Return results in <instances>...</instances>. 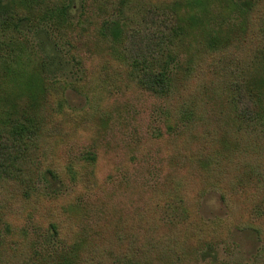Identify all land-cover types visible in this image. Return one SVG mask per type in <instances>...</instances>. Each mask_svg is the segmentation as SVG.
Instances as JSON below:
<instances>
[{
    "label": "trees",
    "instance_id": "16d2710c",
    "mask_svg": "<svg viewBox=\"0 0 264 264\" xmlns=\"http://www.w3.org/2000/svg\"><path fill=\"white\" fill-rule=\"evenodd\" d=\"M81 1L73 23L74 0H0V264H239L220 258L233 229L259 241L244 264H264V0ZM61 58L100 59L119 111L146 96L166 127L101 146L134 154L105 184L87 150L82 197L56 188ZM88 113L109 132V107ZM213 189L233 229L197 215Z\"/></svg>",
    "mask_w": 264,
    "mask_h": 264
},
{
    "label": "rangeland",
    "instance_id": "374dc122",
    "mask_svg": "<svg viewBox=\"0 0 264 264\" xmlns=\"http://www.w3.org/2000/svg\"><path fill=\"white\" fill-rule=\"evenodd\" d=\"M81 2V0H74L70 9L69 20L73 23L78 20L81 13ZM68 33L69 36L67 37L73 35L72 30H68ZM46 45L48 52L56 56L51 45ZM61 60L65 63L64 74L58 76L60 79L58 82L52 80L49 85L51 101L55 112H57L55 119L59 120L64 129V132L58 135L52 152L55 164L60 169L62 168V177L65 178L63 182L58 183L56 188L68 190L72 195L82 197L86 194V190L75 185L74 177L87 150H97L100 157L102 155L103 158L99 162L97 172L101 183L105 184L108 180L107 175L113 174L114 178L117 176V167L120 166V161L134 158V154L127 148L117 155L116 150L101 146H104L108 141L115 146V141L118 138L124 143H128V141L130 143L136 138V126H142L147 132L159 131L160 129L165 132L166 127L162 122L163 111L159 106L161 104L159 102L153 103V100L146 96H142V99H136L134 95L132 97L127 95L124 101L129 111L124 109L119 111L115 101L117 92L109 87L103 88L101 86L98 76L101 66L99 64L100 59H85L80 66L72 65L67 61V58H61ZM55 66L62 67L57 63ZM93 105L110 108L112 118L107 126L109 132H99L92 123L88 111L93 108ZM133 117H137V120H134ZM162 143H164L163 140ZM102 151H104L103 154ZM68 201L69 199H61L60 202L66 203ZM197 211V215L204 221L209 222L217 218L232 220L230 223H232V229L234 228L231 213L221 203L217 190H210L206 194ZM258 246L259 241L255 235L233 229L229 242L219 248L220 258L234 259L235 262L244 264V260L249 259Z\"/></svg>",
    "mask_w": 264,
    "mask_h": 264
}]
</instances>
